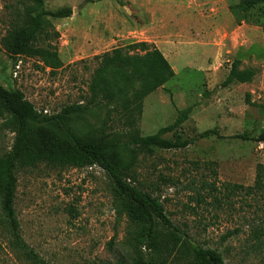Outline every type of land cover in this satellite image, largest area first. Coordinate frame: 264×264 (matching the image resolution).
<instances>
[{"label":"rangeland","instance_id":"1","mask_svg":"<svg viewBox=\"0 0 264 264\" xmlns=\"http://www.w3.org/2000/svg\"><path fill=\"white\" fill-rule=\"evenodd\" d=\"M27 1L0 0V85L20 90L47 116L85 104L97 65L94 55L139 41L172 52L177 47L176 56L168 59L175 76L145 96L137 128L141 135L153 134L174 122L179 110L189 109L175 133L190 143L139 155L134 175L192 242L221 252L225 264H264V241L253 233L264 225V193L245 191L254 184L256 165L264 164V142L256 140L264 129L259 107L264 102V2L239 10L251 19L235 23L229 5L239 0H43L47 10L76 8L68 18H50L63 63L51 70L32 57L13 60L1 45L13 7ZM97 7L106 17L102 21L96 18ZM234 58L241 59V68L254 71L253 78L223 87ZM104 115L103 106H94L72 113L70 125L76 135H97ZM2 122L0 154L10 149L14 137ZM108 124L106 132L122 131L120 122ZM33 130L48 131L67 150L73 145L59 120ZM208 130L206 137L199 136ZM164 137L173 138V133ZM16 178L14 207L22 237L45 262L126 260V221L116 217L104 169L40 163L18 169ZM0 264H33L10 245L1 220Z\"/></svg>","mask_w":264,"mask_h":264},{"label":"trees","instance_id":"2","mask_svg":"<svg viewBox=\"0 0 264 264\" xmlns=\"http://www.w3.org/2000/svg\"><path fill=\"white\" fill-rule=\"evenodd\" d=\"M259 1L264 2L239 0L237 4L229 5L235 23L242 19L250 21L251 18L239 10L246 11ZM12 10L9 28L1 38L8 56L13 60L32 57L51 70L60 68L63 63L54 44L59 34L50 18L69 17L72 8L47 10L43 0H28ZM253 24L257 25V21ZM94 59L97 65L88 82L85 104L67 105L50 116L38 111L20 90L0 85V118L3 125L14 133L10 149L0 154V220L10 245L29 262L48 264L21 234L14 207L18 169L40 163L55 167L99 166L106 171L111 182L116 217L126 221L122 245L127 258L122 264H170L173 261L180 264H225L221 252L195 244L173 226L159 199L145 190L134 175L139 155L184 148L190 143L175 133L187 119L189 109L179 110L174 122L153 134L141 135L137 128L145 96L175 76L169 61L160 49L146 41L115 47L94 55ZM240 65L239 58L230 62L221 83L223 87L252 80L254 71ZM98 105L105 108L99 134L76 135L70 125V115ZM259 107L264 111V102ZM55 120L67 127L73 141L69 150L54 141L48 131L33 130ZM114 120L120 122L122 131L106 132L104 126L109 127L108 122ZM169 132L173 133V138L164 137ZM209 132H201L199 136L206 137ZM256 140L264 142V129ZM245 191L264 193V164L256 165L254 184ZM253 233L256 240L264 241V225L255 226Z\"/></svg>","mask_w":264,"mask_h":264},{"label":"crops","instance_id":"3","mask_svg":"<svg viewBox=\"0 0 264 264\" xmlns=\"http://www.w3.org/2000/svg\"><path fill=\"white\" fill-rule=\"evenodd\" d=\"M101 1V0H100ZM59 2H61V1H59V0H57V1H53V3H59ZM208 3L209 4H214V3H219L217 0H208ZM196 5H198L197 3H196ZM72 6H73V4H72ZM73 8H75L74 6L72 7V13H73ZM194 8V7H193ZM99 7H97L96 9H95V12H96V18L99 20V21H102V20H104L106 17H105V15H104V13H101V12H99ZM181 10H184L183 8H181ZM180 10V11H181ZM92 12V11H91ZM68 18V17H67ZM110 19V18H109ZM219 20V19H218ZM215 21V20H214ZM198 29V28H197ZM200 33H202V32H200L199 31V33H198V35H201ZM211 35L209 34V35H207V37H210ZM156 45V47L158 48V49H160V51L163 53V55L166 57V59L168 60V59H170V57L171 56H173V57H175L176 56V54H175V51H176V49H177V47H175V51L173 50V52H174V54H171V50H167V49H172V48H167V49H165V50H162L161 49V47L160 46H158L157 44H155ZM166 51H168V52H166ZM172 52V53H173ZM175 60V58H173V61Z\"/></svg>","mask_w":264,"mask_h":264},{"label":"water","instance_id":"4","mask_svg":"<svg viewBox=\"0 0 264 264\" xmlns=\"http://www.w3.org/2000/svg\"><path fill=\"white\" fill-rule=\"evenodd\" d=\"M76 12V8H73V13H75Z\"/></svg>","mask_w":264,"mask_h":264}]
</instances>
